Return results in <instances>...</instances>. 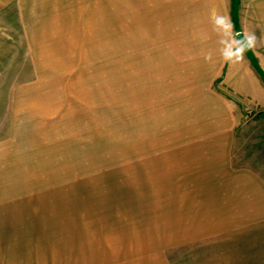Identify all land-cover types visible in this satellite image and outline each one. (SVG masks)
<instances>
[{
  "label": "rangeland",
  "instance_id": "1",
  "mask_svg": "<svg viewBox=\"0 0 264 264\" xmlns=\"http://www.w3.org/2000/svg\"><path fill=\"white\" fill-rule=\"evenodd\" d=\"M260 1L0 0V264H264Z\"/></svg>",
  "mask_w": 264,
  "mask_h": 264
},
{
  "label": "crops",
  "instance_id": "2",
  "mask_svg": "<svg viewBox=\"0 0 264 264\" xmlns=\"http://www.w3.org/2000/svg\"><path fill=\"white\" fill-rule=\"evenodd\" d=\"M258 7L256 9V12L258 14V11H264V1H260L258 4ZM261 22V21H260ZM134 27V24H133ZM264 35V34H263ZM252 48L246 49L244 52V59L241 62H236L233 63L234 65H237V68H240L241 70H244V72H239L238 73V79L240 80V82H242L241 84L243 85H249V92H251V94L255 97H257V99H263L264 100V87L262 84H264L262 82V77H261V73L259 74V77H256L252 74H250L249 69H260V70H264L259 58L257 55H255L252 50ZM249 53L253 54V56L251 57L249 55ZM262 60V57H261ZM256 63V65H255ZM259 63V64H258ZM257 79V80H256ZM222 168L226 171V172H233L234 174H239L238 172H244V169H240L239 171H234L231 167V165L229 164V161H222ZM248 171V170H246ZM225 172V173H226ZM249 173H252V171H248Z\"/></svg>",
  "mask_w": 264,
  "mask_h": 264
},
{
  "label": "clouds",
  "instance_id": "3",
  "mask_svg": "<svg viewBox=\"0 0 264 264\" xmlns=\"http://www.w3.org/2000/svg\"><path fill=\"white\" fill-rule=\"evenodd\" d=\"M214 19L219 26L223 27L226 30V32H231L232 26L229 17H217L214 14ZM236 35H238V33H236ZM231 37L233 38V45L229 46L228 50L223 53L222 57L226 62L229 63L241 62L244 59L245 50L249 48H254L257 38L254 34L246 35L244 37V40L242 41L235 40L234 36ZM205 59H211L210 55L206 56Z\"/></svg>",
  "mask_w": 264,
  "mask_h": 264
}]
</instances>
